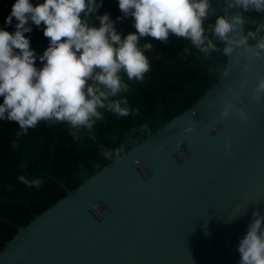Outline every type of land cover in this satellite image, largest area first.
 Segmentation results:
<instances>
[{"label": "water", "instance_id": "1", "mask_svg": "<svg viewBox=\"0 0 264 264\" xmlns=\"http://www.w3.org/2000/svg\"><path fill=\"white\" fill-rule=\"evenodd\" d=\"M224 71L193 107L20 228L0 264H239L252 213L264 214V98L251 96L264 59L237 50Z\"/></svg>", "mask_w": 264, "mask_h": 264}, {"label": "clouds", "instance_id": "2", "mask_svg": "<svg viewBox=\"0 0 264 264\" xmlns=\"http://www.w3.org/2000/svg\"><path fill=\"white\" fill-rule=\"evenodd\" d=\"M102 6L103 0H42L35 4L15 0L12 4L4 24L11 26L15 18V31L0 28V120L15 122L17 136L45 122L67 124L78 139L81 130L91 132L105 119V113L118 117L135 114L137 110L129 107L124 94L130 91L129 82L143 83L150 71L145 52L152 51L153 44H141L144 38L164 44L170 36L187 40L206 60L213 53L230 58L237 50L245 57L252 53L256 59H264V0H224L219 11L212 0H118L122 16L116 21L109 13L97 15ZM235 8L241 12L229 16L228 10ZM253 12L261 17L258 23L245 15ZM129 17L135 31L123 35L116 23ZM33 25L42 27L48 40L39 57L26 35ZM209 72L226 75L223 66L209 67ZM251 96L264 98V76L258 78ZM233 108L231 101L226 102L221 118L226 119ZM235 112L246 118L243 109L235 107ZM225 148L231 151V144L226 143ZM122 150L123 146L101 148V155L119 160ZM17 179L28 187L43 184L39 178L29 180L24 175ZM252 216L237 246L239 264H264V214L254 210Z\"/></svg>", "mask_w": 264, "mask_h": 264}, {"label": "trees", "instance_id": "3", "mask_svg": "<svg viewBox=\"0 0 264 264\" xmlns=\"http://www.w3.org/2000/svg\"><path fill=\"white\" fill-rule=\"evenodd\" d=\"M13 3L15 0H0V28L9 32L15 31V18L11 26L5 25L4 19L10 14ZM212 3L218 11L223 7L222 0H212ZM104 13H109L113 21L122 16L118 0H103L97 15ZM245 15L253 17L257 23L261 19L254 12ZM95 24L98 26L99 22ZM250 26L251 23L246 24L245 31ZM116 28L123 35L135 31L130 17L117 22ZM26 35L30 36L37 57L42 55L48 46L42 27L33 25L32 32ZM143 43L153 44L152 51L145 52L150 71L145 74L143 83L129 82L130 91L124 94L129 107L137 110L135 114L118 117L105 113V119L98 121L91 132L81 130L78 139L73 138L69 126L63 123L41 122L26 134L17 136L19 128L15 122L0 120V251L20 228L64 197L67 188H76L115 159L104 158L101 148L115 150L123 146L122 155L142 143L149 132L156 133L193 107L218 81L222 74L209 72V67L223 66L225 70V57L213 53L206 60L187 40L175 36H170L167 44L151 38L142 39ZM35 63L37 67L42 66L38 58ZM20 175L29 180L39 178L43 184L40 188L28 187L17 179Z\"/></svg>", "mask_w": 264, "mask_h": 264}]
</instances>
